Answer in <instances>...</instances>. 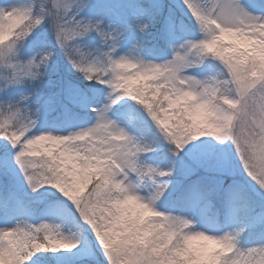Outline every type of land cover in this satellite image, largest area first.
Instances as JSON below:
<instances>
[{
	"label": "snow or ice",
	"instance_id": "6c2138e0",
	"mask_svg": "<svg viewBox=\"0 0 264 264\" xmlns=\"http://www.w3.org/2000/svg\"><path fill=\"white\" fill-rule=\"evenodd\" d=\"M0 264H264V3L0 4Z\"/></svg>",
	"mask_w": 264,
	"mask_h": 264
},
{
	"label": "rangeland",
	"instance_id": "374dc122",
	"mask_svg": "<svg viewBox=\"0 0 264 264\" xmlns=\"http://www.w3.org/2000/svg\"><path fill=\"white\" fill-rule=\"evenodd\" d=\"M4 2L5 0H0V4H3ZM59 110L60 109L50 112L47 114L45 118L39 120L38 127H48L54 131L67 133L68 131H73L80 127L90 126V124L93 122L91 117H87V115H85L84 109H80L77 107H70V109L67 112L60 110V112H62L63 118L62 119L60 118L58 120L59 122L55 121L56 117H54L53 115L56 114V112H58ZM64 124H68L70 126H72V124H75L74 129L66 130L64 127H62V125ZM143 159L146 163L158 162L157 160L153 159L152 156L149 154L143 157ZM41 191L43 190L41 189ZM47 212L56 222L65 221L64 215L62 214L59 208L48 207Z\"/></svg>",
	"mask_w": 264,
	"mask_h": 264
},
{
	"label": "trees",
	"instance_id": "16d2710c",
	"mask_svg": "<svg viewBox=\"0 0 264 264\" xmlns=\"http://www.w3.org/2000/svg\"><path fill=\"white\" fill-rule=\"evenodd\" d=\"M260 2L261 3H264V0H260ZM85 83H87V82H85ZM54 117H56V121H58L59 119H60V117H61V113H60V110L58 111V113H56V114H54L53 115ZM159 151H160V149H158L157 151H156V153H159ZM149 155H152L153 157H154V155H153V153H148ZM61 200H63V198L61 197ZM50 206H56V207H59L61 210H62V213L64 214V216H65V221H68L69 223L71 222V218H70V215H69V212H68V210L63 206V205H61L60 203H57V202H52L51 204H50ZM49 255H53V254H49ZM58 255V254H57Z\"/></svg>",
	"mask_w": 264,
	"mask_h": 264
}]
</instances>
